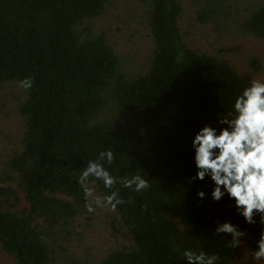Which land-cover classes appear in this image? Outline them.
Listing matches in <instances>:
<instances>
[{
	"label": "trees",
	"instance_id": "1",
	"mask_svg": "<svg viewBox=\"0 0 264 264\" xmlns=\"http://www.w3.org/2000/svg\"><path fill=\"white\" fill-rule=\"evenodd\" d=\"M240 65L263 69L264 0H0V264H187L188 248L247 264L214 221L255 227L190 179L194 134L251 79ZM109 148L113 176L151 187L117 184L132 202L88 213L79 172Z\"/></svg>",
	"mask_w": 264,
	"mask_h": 264
},
{
	"label": "clouds",
	"instance_id": "2",
	"mask_svg": "<svg viewBox=\"0 0 264 264\" xmlns=\"http://www.w3.org/2000/svg\"><path fill=\"white\" fill-rule=\"evenodd\" d=\"M17 83L29 91L34 80L25 77ZM217 125L219 127L205 123L194 134L191 148L196 173L190 179L203 182L208 178L211 201L218 203L227 197V209L256 229L253 236L247 228H241L230 219H217L212 235L226 241L233 256L238 249H243L247 264H264V77L251 76L233 97L230 110L217 115ZM115 156L111 148L102 150L80 169L77 183L84 194L88 213H95L98 208L115 212L118 206L131 203L130 199L125 201L120 196L119 190L111 191L117 184L135 193H143L151 187L150 180L137 171L113 176L105 164L111 166ZM92 180L102 181L110 194L96 196L94 188L89 186ZM196 195L200 201L208 198L203 190ZM182 257L187 264H220L221 261L219 253L210 254L203 249H185ZM234 260L238 264L241 259Z\"/></svg>",
	"mask_w": 264,
	"mask_h": 264
},
{
	"label": "rangeland",
	"instance_id": "3",
	"mask_svg": "<svg viewBox=\"0 0 264 264\" xmlns=\"http://www.w3.org/2000/svg\"><path fill=\"white\" fill-rule=\"evenodd\" d=\"M119 27L120 29L125 32L126 29H128V27L125 25V24H122L120 23L119 24ZM193 33H195L196 37H198L200 40H205V41H210L212 40L211 36L206 33L205 30L203 29H198L197 26L193 27L192 29ZM234 39L235 40H232L231 42H227V44L229 46H233V45H237L239 49H236V50H241V49H244V48H248L250 49V42H248L247 40H244L242 39L241 37H237L236 35H233ZM263 46V45H261ZM260 45H258L257 47L259 49H261ZM240 70L244 73V75L246 76V74L248 75V77H251V76H260V77H264V66H263V69L261 72H252V71H249L246 69V67H244V65H240Z\"/></svg>",
	"mask_w": 264,
	"mask_h": 264
}]
</instances>
